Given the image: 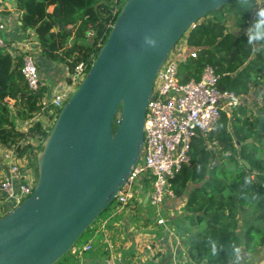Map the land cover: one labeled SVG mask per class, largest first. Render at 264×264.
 Returning <instances> with one entry per match:
<instances>
[{
    "label": "trees",
    "instance_id": "trees-1",
    "mask_svg": "<svg viewBox=\"0 0 264 264\" xmlns=\"http://www.w3.org/2000/svg\"><path fill=\"white\" fill-rule=\"evenodd\" d=\"M10 1L20 10L21 31L34 34L39 52L63 65L62 81L70 82L67 75L78 63H83L85 74L125 0ZM250 5L228 0L197 19L174 44L177 47L183 38L180 81L197 79L209 64L219 74V90L241 97L253 89L248 97L254 98L222 110L213 131L192 140L190 160L169 180L174 197L184 199L176 226L187 242L185 256L190 264H233L232 244L240 247L243 259L264 256V42L248 43V29L264 4L250 0ZM4 42L0 47V169L5 165L4 151H11L24 170H33L56 116L37 117L44 114L42 100L52 85L40 83L29 90L20 72L28 50L11 53L10 42ZM191 51L195 57L187 54ZM117 120L116 116L113 129ZM21 123L26 126L20 127ZM112 204L120 208L113 199L104 210ZM60 259L54 264H62Z\"/></svg>",
    "mask_w": 264,
    "mask_h": 264
},
{
    "label": "water",
    "instance_id": "water-1",
    "mask_svg": "<svg viewBox=\"0 0 264 264\" xmlns=\"http://www.w3.org/2000/svg\"><path fill=\"white\" fill-rule=\"evenodd\" d=\"M227 1H124L41 143L32 192L0 216V264H54L72 249L141 156L160 65L185 30Z\"/></svg>",
    "mask_w": 264,
    "mask_h": 264
},
{
    "label": "built area",
    "instance_id": "built-area-1",
    "mask_svg": "<svg viewBox=\"0 0 264 264\" xmlns=\"http://www.w3.org/2000/svg\"><path fill=\"white\" fill-rule=\"evenodd\" d=\"M5 28L0 19V47L5 46L2 37ZM26 50L20 72L28 89L35 90L40 84L39 74L32 53ZM184 52L185 46L173 47L155 75L145 108L141 156L114 198L122 207L134 195L131 187L135 184L140 188L148 179L146 202L156 211L157 224L165 222L158 207L167 197H174L169 180L190 160L192 140L213 131L220 112L240 102L233 92L217 88L219 74L209 64L202 67L197 79L180 81L178 64ZM187 54L195 57L193 51ZM83 68V63H78L67 75L70 82L63 80L49 88L48 96L42 100L44 116L57 114L83 77ZM4 153L5 165L0 169V213L9 211L27 197L35 182L34 170H24L23 163L11 151ZM90 247L85 244L82 250Z\"/></svg>",
    "mask_w": 264,
    "mask_h": 264
},
{
    "label": "crops",
    "instance_id": "crops-1",
    "mask_svg": "<svg viewBox=\"0 0 264 264\" xmlns=\"http://www.w3.org/2000/svg\"><path fill=\"white\" fill-rule=\"evenodd\" d=\"M257 4L258 0H257ZM0 19L6 24L2 37L10 42L8 49L11 53L25 51L26 48L32 53L34 62L38 68L41 84L50 85L62 82L66 75L63 65L51 62L39 52L34 34L31 31L22 32L19 27L20 10L10 0H0ZM253 91L250 90L249 93ZM248 94L239 96L240 102L248 100ZM257 97H255L256 99ZM145 186V185H144ZM140 187L142 188L144 187ZM147 187V186H146ZM138 198L136 202L130 200L121 209L113 206L106 209V214L99 221V225L92 227L91 238L98 235L95 242L87 239L84 244L92 245L85 254L76 255L72 248L62 264H190L186 259V240L179 235L177 223L184 212V199L175 197L166 198L158 207V213L165 221L157 225L154 221L156 211L150 214L145 209H138L136 203L146 205L145 196ZM134 198V196H133ZM145 201V202H144ZM180 239V241L178 240ZM150 240L149 251L139 249V245ZM124 241H127L124 242ZM96 243H98L96 245ZM126 243V244H124ZM148 250V249H147ZM154 250V251H152ZM151 254L149 262H145ZM182 257V259H181ZM181 259V260H180Z\"/></svg>",
    "mask_w": 264,
    "mask_h": 264
},
{
    "label": "rangeland",
    "instance_id": "rangeland-1",
    "mask_svg": "<svg viewBox=\"0 0 264 264\" xmlns=\"http://www.w3.org/2000/svg\"><path fill=\"white\" fill-rule=\"evenodd\" d=\"M258 3H260V4H258V6H260V5H262V4H264V0H258ZM177 46L178 47H180V48H182V47H184V40H183V38L182 39H180L179 40V42L177 43ZM76 87V86H75ZM75 87H73V90L75 89ZM247 99L249 100V99H254V98H250V97H247ZM247 100V101H248ZM255 102H256V99L254 100ZM229 109H227V111H228ZM37 117H39L41 120H43V118H44V114H42V115H38ZM54 120V119H53ZM19 126L20 127H25L26 126V123H21V124H19ZM214 164V163H213ZM229 167V166H228ZM231 167V166H230ZM146 190H147V187L146 186H144L143 188H142V190L140 189V188H138V186L137 185H133L132 187H131V191L132 192H134V202H136L137 201V199L138 198H142L143 196H144V193L146 192ZM131 199V198H130ZM136 205H137V208L138 209H145L144 210V212H146L147 214L149 213H151L150 211H149V203L147 202L146 203V205L145 206H141V205H139L138 203H136ZM113 206V204L111 205V207ZM110 207V208H111ZM122 207H120V209H121ZM116 209V208H115ZM106 211L107 210H104V211H102L98 216H97V218L94 220V222L91 224L92 225V227L93 226H95V225H99V221L104 217V215L106 214ZM0 214H2V213H0ZM155 219H156V216H154V221H155ZM155 223L157 224V222L155 221ZM165 223V222H164ZM157 225H160V224H157ZM92 227H90L89 229H87V230H85L83 233H82V235L77 239V241L75 242V244H74V246L72 247L73 249H74V251H75V253H76V255H82L83 253H82V246H84L85 244V241L87 240V239H90L91 238V235L93 234V232H92ZM97 237H99L98 235H95L94 236V238H91V240H93L94 242H95V240L97 239ZM178 240L180 241V239L178 238ZM124 242H126L127 243V241H124ZM126 243H124V244H126ZM98 243H96V245H97ZM150 240H148L147 242H146V244H144V242L142 243V244H140L139 245V249L140 250H143V253H144V251L146 250V251H149V247H150ZM90 245H91V243H90ZM149 246V247H148ZM92 248V245H91V247L88 249V250H83V251H89L90 249ZM148 249V250H147ZM152 251H154V250H152ZM145 254V253H144ZM67 257V255H65L64 257H62V259H60V261H62L64 258H66ZM151 257V254H149L148 253V259L147 260H145V262L147 263V262H149L150 261V258ZM252 257V258H251ZM248 256L247 258H244L241 262H244L245 264H263L264 263V256H258V258H253V256ZM181 259H182V257H181ZM180 259V260H181Z\"/></svg>",
    "mask_w": 264,
    "mask_h": 264
},
{
    "label": "clouds",
    "instance_id": "clouds-1",
    "mask_svg": "<svg viewBox=\"0 0 264 264\" xmlns=\"http://www.w3.org/2000/svg\"><path fill=\"white\" fill-rule=\"evenodd\" d=\"M241 4L244 6H251L250 0H241ZM256 19L253 22V25L248 29V43L256 44L260 42H264V7L256 10L255 13ZM212 252L216 254L217 248L215 242H212ZM233 259V264H241L243 260V255L240 247L235 244L230 245Z\"/></svg>",
    "mask_w": 264,
    "mask_h": 264
}]
</instances>
